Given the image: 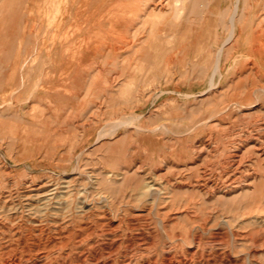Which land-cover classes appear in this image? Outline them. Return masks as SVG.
<instances>
[{"label": "rangeland", "instance_id": "1", "mask_svg": "<svg viewBox=\"0 0 264 264\" xmlns=\"http://www.w3.org/2000/svg\"><path fill=\"white\" fill-rule=\"evenodd\" d=\"M183 1L0 0V264H264V0Z\"/></svg>", "mask_w": 264, "mask_h": 264}, {"label": "bare ground", "instance_id": "2", "mask_svg": "<svg viewBox=\"0 0 264 264\" xmlns=\"http://www.w3.org/2000/svg\"><path fill=\"white\" fill-rule=\"evenodd\" d=\"M174 1V3H173V7H172V13H173V17L174 18H180L182 15H183V13H184V8L183 7H181V0H173ZM183 1V0H182ZM184 2V1H183ZM197 2V1H196ZM239 2H240V0H238L237 2H236V4H235V6H234V13L232 14V16H231V18H230V30H229V35H228V37L225 39V40H223L222 41V44H221V47H220V50L218 51V54H217V59H216V62H215V64H214V74H216V73H219V74H221V71H222V58H221V56H222V54H223V49L226 47V46H228V44H230L233 40H235L236 39V36H237V15H238V13H237V11H238V8H239ZM153 3V2H152ZM151 3V4H152ZM157 3V2H156ZM159 3V2H158ZM153 5V4H152ZM159 5H161L160 3H159ZM204 6V5H203ZM154 7V6H153ZM160 7V6H159ZM185 7V6H184ZM155 8V7H154ZM154 8H153V10H154ZM163 8V7H162ZM152 9V8H151ZM190 9H191V7H190ZM150 10V9H149ZM149 10H148V12H149ZM147 12V13H148ZM190 12H191V10H190ZM200 14V13H199ZM198 13H197V15H199ZM195 15V14H194ZM145 17H147V16H145ZM190 17V16H189ZM186 18H188V17H186ZM192 18H194V17H192ZM145 19V18H144ZM151 20H153V18H151ZM162 20V19H161ZM187 20V19H186ZM170 21H171V19H170ZM161 22V21H160ZM152 23V22H151ZM158 23V22H157ZM179 23V22H178ZM181 26V25H180ZM170 27V26H169ZM200 30V29H199ZM176 31V30H175ZM149 32V31H148ZM153 33H154V31H153ZM198 33V32H197ZM173 34H175V33H173ZM194 38V37H193ZM246 38V37H245ZM255 40V42L256 43H258L259 44V42H261V44H259L258 46H255V47H253L252 49H253V52L254 51H262V52H264V47L263 46H261L263 43H262V41H263V39H261V40H259L258 41V38H253V41ZM252 42V41H251ZM196 43H197V41H196ZM199 43H200V41H199ZM198 43V44H199ZM143 44V43H142ZM197 44V45H198ZM196 48V47H195ZM227 50H229V49H227ZM231 50V49H230ZM195 51H197V50H195ZM259 53V52H258ZM228 54V53H227ZM228 57H226V59H227ZM197 62V61H196ZM195 62V63H196ZM26 63H27V61H26ZM198 63H199V61H198ZM193 65H195V64H193ZM223 66H225V65H223ZM192 67H194V66H192ZM191 67V68H192ZM21 70V69H20ZM214 74H213V76H214ZM211 77L210 78V85L209 86H211V87H214V77ZM222 77V76H221ZM22 82H23V80H21ZM209 89V88H208ZM215 90H216V88H215ZM17 91V90H16ZM211 92V91H210ZM212 93V92H211ZM208 100V99H207ZM249 104V103H248ZM240 111V110H239ZM125 116V115H124ZM7 117V116H6ZM4 121H5V119H4V116H3V118H2ZM209 119V118H208ZM143 181V180H142ZM149 182V181H148ZM152 183V182H151ZM147 186V185H146ZM151 188V187H150Z\"/></svg>", "mask_w": 264, "mask_h": 264}]
</instances>
